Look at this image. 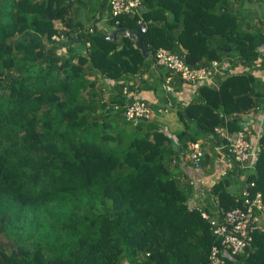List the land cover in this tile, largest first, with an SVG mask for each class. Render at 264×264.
<instances>
[{"label":"trees","instance_id":"16d2710c","mask_svg":"<svg viewBox=\"0 0 264 264\" xmlns=\"http://www.w3.org/2000/svg\"><path fill=\"white\" fill-rule=\"evenodd\" d=\"M251 1L141 0L140 14L113 16L108 0H0V264H211L221 238L199 208L222 216L240 206L231 185L242 169L233 161L206 204L190 205L196 188L179 160L189 142L221 145V114L239 130L240 116L264 104V80L251 72L264 66V20L242 8ZM75 2L90 8L89 27ZM102 20L112 29L146 22L149 57L124 34L106 38L95 26ZM60 33L65 40L52 39ZM160 47L191 67L225 60L245 69L217 88L198 84L188 102L172 99L174 136L155 119L124 117L132 97L123 91L144 89L133 77L158 66ZM257 145L243 183L264 199V132ZM200 150L199 167L212 164ZM229 254L226 264H264V231Z\"/></svg>","mask_w":264,"mask_h":264},{"label":"built area","instance_id":"2783aa9c","mask_svg":"<svg viewBox=\"0 0 264 264\" xmlns=\"http://www.w3.org/2000/svg\"><path fill=\"white\" fill-rule=\"evenodd\" d=\"M113 16L120 14H140L142 8L141 0H108ZM264 27V25H263ZM90 27L89 31L92 32ZM52 39L56 41L65 40L63 33L55 34ZM89 43H87L88 45ZM262 45L259 47V49ZM155 63L174 74H177L182 82L190 84H208L218 87L219 81L226 75L232 74L234 69L232 63L225 60H212L208 65L203 67H191L176 52L167 50L163 47L156 49L154 54ZM241 66V65H240ZM242 67V66H241ZM170 82L167 78L166 83ZM132 97V101L128 102L125 110V119L137 124L140 120H152L157 115H163L168 112L167 108L151 106L149 102L139 97H135L134 93L123 91ZM224 124L214 129L221 145L215 147L216 150L226 149L233 161L237 162L240 169H253L255 157L258 150V143L253 144L250 139V132L244 129L230 131L227 125L228 117L221 114ZM262 133L257 134V138ZM201 143L199 141L189 142L187 144L184 159L197 161L203 155L200 150ZM257 146V147H256ZM192 183H194L192 181ZM254 182H249L241 190L240 206L226 211L222 216H211L209 213L199 208L201 216L209 223L212 232L221 238L220 247L214 245L210 250L209 259L211 264H226L225 256L229 254H243L251 241V233L254 231H264V199L261 192H251ZM193 205V204H190ZM229 254V255H230Z\"/></svg>","mask_w":264,"mask_h":264},{"label":"crops","instance_id":"0c3cea01","mask_svg":"<svg viewBox=\"0 0 264 264\" xmlns=\"http://www.w3.org/2000/svg\"><path fill=\"white\" fill-rule=\"evenodd\" d=\"M90 1H93V0H90ZM244 9L249 14H251L252 22H255V20L259 17H261L262 20H264V0H262L261 2H258L255 0H252L251 2H245ZM102 21H99L98 23H96L95 26H99L100 23H103ZM77 22H81L86 27H89L91 25L89 22V19L86 18L85 13H84V21L81 20V15H79L77 17ZM57 26L59 28L63 27L60 23H57ZM110 31H106V32L109 34ZM260 53L262 56H264V44L260 48ZM161 68L162 67L155 66L153 64L150 70L149 68H147L137 74L138 76H140L139 79L133 77V79H136L137 81H139V83L135 81L133 82L137 86L145 82L144 89L139 90V91L135 89L137 90V92L134 93L135 97H139L143 100H146L153 107L162 106L159 103L160 99L161 98L165 99L164 96L163 97L160 96V93L158 92V90H155L156 84L159 83L158 80L161 81L162 79L163 83L166 82L167 78H170V82L176 81V79L171 75L169 71H167L166 69L165 71H162ZM232 68L234 69L232 74H237V73H241L245 71L243 67H241L239 64L235 62L232 63ZM251 72L257 79L264 80V66H259L256 69L252 70ZM181 82L182 81H180V83ZM110 86L111 84L108 81L104 82L103 84L105 93L110 94L109 96H112L113 92H110L111 90ZM196 87L197 85H194V84L191 87H188L182 84L179 89V95L176 100L188 102L193 96H195ZM164 116H166V118L164 119H160L156 117L157 121L156 120L155 121L159 123L161 126H163L166 131H169L172 134V136H174L173 134L175 133V130L180 128V124L177 121V118L175 115V110L173 112H169V113L167 112L166 114H164ZM240 117H241L240 120L242 122V129L246 130L247 132H250L249 134H250L251 141L253 142L254 145L257 144L258 139H259V137L257 138V134L259 132L260 133L264 132V104L259 105L257 110H249L248 112L243 113ZM199 142L203 146L204 155L208 154V156H211L213 158L212 164L205 165L206 168L204 169L202 166L201 167L194 166L193 165V162H195L194 160H191V161L183 160V157H180L179 166L184 171V173L188 177H190V179H193L195 181V184H196L195 186L196 191L194 192V195L192 196V198H190V202L194 204L205 205L206 203L204 202L207 201V195L209 193L208 189L212 186L213 182L216 181L219 175H222L223 173H225V171H228L231 168H234V165H233L234 162L228 157V155H226L224 151L216 150L214 146L213 148H211V143L208 139H200ZM185 153L186 151H184L180 156H183ZM172 159L174 160L175 158H172ZM247 171L248 173L250 172V170H247ZM238 172H241V173L239 174L238 177L234 178L233 183L231 185L232 190H236L237 192L241 191L245 187L244 185L245 183L243 182L247 175L245 171L240 170Z\"/></svg>","mask_w":264,"mask_h":264},{"label":"rangeland","instance_id":"374dc122","mask_svg":"<svg viewBox=\"0 0 264 264\" xmlns=\"http://www.w3.org/2000/svg\"><path fill=\"white\" fill-rule=\"evenodd\" d=\"M237 4V3H236ZM260 6V5H259ZM73 7L75 8L74 11L78 12L79 15H81V20L84 21V13H86L87 15L86 18H90V16H88V13L90 11V8L89 7H86V6H83L81 4H78L75 2V4H73ZM239 8V7H238ZM242 8H244V5L242 6ZM93 9H95L96 11L98 10V6L97 5H94L93 6ZM101 14L103 15V18L108 14V9L105 8L104 10H102ZM103 23H100L99 26H96L97 28H99L101 31H110L111 30V27L104 21H102ZM162 71H165V68H161ZM171 75L176 79V81H173V82H169V83H166L163 81H159V83L156 84L155 86V90H158V92L160 93V96H164L165 99L161 98L160 99V105H162L163 107L167 108L168 109V113L169 112H173L174 110L170 107V101H172V99H175L178 97L179 95V89L181 87L182 84L188 86V87H191L193 84H190L188 82H181V79L178 77L177 74H174L172 72H170ZM163 115H157L156 117L157 118H160V119H164L166 118V116ZM156 120V118H155ZM157 121V120H156ZM170 121V120H169ZM134 125V124H132ZM130 125H128L129 127ZM132 126H130L129 128H131ZM203 168L205 169L206 167L203 166Z\"/></svg>","mask_w":264,"mask_h":264},{"label":"water","instance_id":"95a60500","mask_svg":"<svg viewBox=\"0 0 264 264\" xmlns=\"http://www.w3.org/2000/svg\"><path fill=\"white\" fill-rule=\"evenodd\" d=\"M146 22L140 21L136 28L130 29L126 27H119L112 29L109 34L105 35L106 38H108L111 41H115L117 34H124L132 39L134 46L140 50L142 55L144 57H149V53L147 51L148 42L143 40V35L146 30ZM229 50V49H228ZM202 164V161H195L193 162L194 166H200ZM127 264V263H125Z\"/></svg>","mask_w":264,"mask_h":264},{"label":"clouds","instance_id":"9594fccd","mask_svg":"<svg viewBox=\"0 0 264 264\" xmlns=\"http://www.w3.org/2000/svg\"><path fill=\"white\" fill-rule=\"evenodd\" d=\"M130 92V91H129ZM128 95V94H127ZM128 97V96H127ZM129 98V97H128ZM126 120V119H125ZM154 120V119H153ZM130 123V122H129ZM130 124H132V123H130ZM197 141H199V140H197ZM193 182H194V184H195V181L193 180V179H191ZM195 186H196V184H195ZM191 203V202H190ZM191 204H194V203H191ZM203 209V208H202Z\"/></svg>","mask_w":264,"mask_h":264}]
</instances>
